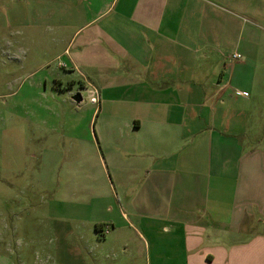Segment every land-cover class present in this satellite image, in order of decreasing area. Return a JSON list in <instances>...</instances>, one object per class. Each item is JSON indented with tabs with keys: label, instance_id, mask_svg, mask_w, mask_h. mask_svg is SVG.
<instances>
[{
	"label": "crops",
	"instance_id": "0c3cea01",
	"mask_svg": "<svg viewBox=\"0 0 264 264\" xmlns=\"http://www.w3.org/2000/svg\"><path fill=\"white\" fill-rule=\"evenodd\" d=\"M53 1L64 20L81 12L87 30L78 53L100 98L96 154L110 175L140 178L127 212L119 206L121 221L110 223L131 233L110 246L108 223L74 216L67 234L86 246L83 259L264 264V141L247 147L252 106L238 107L229 92L247 102L235 93L251 83L218 77L211 57L234 28L221 10L236 0ZM147 191L154 201L142 200Z\"/></svg>",
	"mask_w": 264,
	"mask_h": 264
},
{
	"label": "rangeland",
	"instance_id": "374dc122",
	"mask_svg": "<svg viewBox=\"0 0 264 264\" xmlns=\"http://www.w3.org/2000/svg\"><path fill=\"white\" fill-rule=\"evenodd\" d=\"M235 2L221 10L234 28L219 37L224 46L211 57L218 77L251 83L249 90L235 84L246 90L247 102L229 92L238 107L252 106V148L264 141V0ZM60 8L53 0H0V264H90L83 259L86 246L67 234L74 216L108 223L109 246L110 237L131 233L113 232L110 223L121 221L119 206L127 212L140 178L110 175L96 154L99 120L91 115L99 105L86 94L96 87L87 84L94 80L78 53L87 30L81 12L71 22ZM234 53L242 59L233 60ZM76 93L78 105L71 99ZM144 194L146 203L154 201Z\"/></svg>",
	"mask_w": 264,
	"mask_h": 264
},
{
	"label": "built area",
	"instance_id": "2783aa9c",
	"mask_svg": "<svg viewBox=\"0 0 264 264\" xmlns=\"http://www.w3.org/2000/svg\"><path fill=\"white\" fill-rule=\"evenodd\" d=\"M232 59L239 60L241 59V56L238 54H233ZM60 66L65 67L64 65H60ZM86 94H87V100L90 104L95 105V106L99 105L100 98H99V93L97 90H95L94 88H91L89 90H86ZM235 94L239 97H244V98L248 97V94L244 92H236Z\"/></svg>",
	"mask_w": 264,
	"mask_h": 264
},
{
	"label": "water",
	"instance_id": "95a60500",
	"mask_svg": "<svg viewBox=\"0 0 264 264\" xmlns=\"http://www.w3.org/2000/svg\"><path fill=\"white\" fill-rule=\"evenodd\" d=\"M71 99L76 105H78L82 101V98L79 93H76L75 95H73Z\"/></svg>",
	"mask_w": 264,
	"mask_h": 264
},
{
	"label": "trees",
	"instance_id": "16d2710c",
	"mask_svg": "<svg viewBox=\"0 0 264 264\" xmlns=\"http://www.w3.org/2000/svg\"><path fill=\"white\" fill-rule=\"evenodd\" d=\"M99 227V226H98ZM97 228V227H96Z\"/></svg>",
	"mask_w": 264,
	"mask_h": 264
}]
</instances>
